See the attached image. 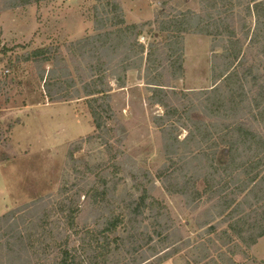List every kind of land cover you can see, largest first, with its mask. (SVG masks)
I'll return each instance as SVG.
<instances>
[{
  "label": "trees",
  "instance_id": "trees-1",
  "mask_svg": "<svg viewBox=\"0 0 264 264\" xmlns=\"http://www.w3.org/2000/svg\"><path fill=\"white\" fill-rule=\"evenodd\" d=\"M37 1L11 0L7 7L16 8ZM97 1L100 4L93 8L95 33L72 43L78 51V64L85 63L86 79L79 73V65L74 67V73L77 74L74 77L67 59L59 50L55 53L52 47L38 48L22 55V60L34 59L39 67L46 98L58 101L86 97L95 129L98 133L108 134L113 130V127L108 126V121L115 119L110 106V76L117 87H124L126 71L135 68L129 60L132 56H139L138 67L144 61L146 84L151 91L148 99L152 104L166 107V90H173V87L159 79L161 70L166 69L164 65L167 62L172 79L182 76L183 36L194 33L211 36L215 43L222 40L225 43L220 53L214 49L217 44L211 46L210 70L214 86L200 91V94L207 95L202 106L203 115L226 119L234 118L236 112L238 115L256 111L264 121V81L258 85L260 91L248 103L247 93L244 92L248 90L245 83H257L259 79V74H256L258 66H245V39L249 45H259L258 53L264 60V0H234L237 6L243 7L246 15L239 20L241 36L231 26L234 17L232 6L223 10L218 8V3L225 6V0H199L204 11L202 13L193 10L159 13L153 22L158 25L157 31L166 36V50H160L154 42L146 45L140 43L138 39L145 25L126 24L118 2ZM248 18L253 20V25H248ZM117 55L120 58L113 66L112 57ZM43 61L50 64L48 70L40 66ZM77 81L81 84L79 88ZM224 89L226 96L222 92ZM192 110L196 111L197 108L193 106L185 111L184 117L190 128L183 139H179L176 134L180 128L178 120L170 118L173 109L154 116L161 130L163 152L169 161L168 165H164L166 174L161 178L164 190L172 193L168 179L174 177L178 181V193L187 202L190 201V195L196 198L199 194L193 186L195 177L188 173V157L179 154V148L182 147L187 154L192 151L190 144L195 143V149L201 150L202 143L212 134L205 118L201 114L192 115ZM243 115L237 118V124L222 126L224 133L228 129L229 132L237 129V140H230L227 144L224 152L228 160L222 166L224 177H230L231 182L236 181V177L231 178L233 171L229 166L238 170L237 176L244 173L246 178L237 185L234 193L224 192L222 188L214 191L220 208L218 214L222 215L232 207L231 214L237 217L238 242H232V245L233 248L237 245L239 252L250 248L264 236V138L241 120ZM212 126L217 124L213 123ZM249 150L252 152V162L245 156ZM194 154L202 168L206 166L216 171L212 164L215 152L210 157L204 152L197 154L194 151ZM67 156L72 182H63L56 199L39 197L24 208L11 209L0 215V264H160L177 252V243L182 238L176 237L177 229L167 207L149 193L151 176L147 171L139 169L129 157L114 162V167L119 166L120 169L121 165L124 166L121 170L131 182L130 190L124 188L117 194L118 184L123 180L117 177L118 168L110 172L105 169V172L99 173L94 172L95 165L84 162L83 169H79L73 149L68 150ZM179 158L183 160L182 164L169 170L175 165L174 160ZM250 167L258 170L248 176L247 169ZM89 174H93V179L87 178ZM239 179L237 177V182ZM235 193L237 198H231ZM81 197L86 198L85 214L90 217L89 222L78 221L83 209ZM222 234L224 242L233 241L226 231Z\"/></svg>",
  "mask_w": 264,
  "mask_h": 264
},
{
  "label": "rangeland",
  "instance_id": "rangeland-1",
  "mask_svg": "<svg viewBox=\"0 0 264 264\" xmlns=\"http://www.w3.org/2000/svg\"><path fill=\"white\" fill-rule=\"evenodd\" d=\"M115 1L121 7L126 24L145 25L138 41L144 45L154 42L160 50H166V36L157 31L158 25L153 22L159 13L172 14L178 10L204 12L199 0ZM225 1V6L218 3V8L223 10L232 6L234 17L231 26L241 36L239 20L246 16L243 7L237 6L234 0ZM10 3L11 0H0V215L11 209L24 208L39 197L56 199L63 182H72L67 156L69 149L74 150L79 169H83L84 162L95 165L94 172L99 173L105 169L110 172L118 168L117 177L123 180L118 184L117 194L124 188L130 190L131 182L121 170L123 165L119 169V166L114 167L112 164L129 157L139 169L147 171L151 176L149 193L167 207L177 229L176 237L182 238L177 243V252L160 264H264V237L259 238L250 248L243 246L244 251H237V245L233 248L232 242H238L237 217L231 214L232 207L219 215L218 199L214 194L219 188L224 192L234 193L237 185L246 178L244 173L237 176L238 170L231 166L228 167L233 171L230 176L236 177V181L231 182L230 177H224L222 164L228 160L224 151L230 140H237V129L230 132L228 129L224 133L223 124H237V118L244 114L241 120L264 138V121L256 111L238 115L236 112L234 118L226 119L205 117V112L202 113L207 95L200 94V91L214 86L210 70L211 46L217 44L214 49L220 53L224 40L215 43L211 36L184 34V73L180 78L172 79L171 69H167L166 62V69L161 70L159 77L163 83L173 87V90H166V107L152 104L148 99L151 91L145 83L144 61L138 67L140 57L132 56L129 62L135 68L126 71L123 88L117 87L113 77L108 79L112 85L110 106L115 119L108 121V126L113 127V130L108 134H101L95 129L86 97L49 100L44 96L39 67L34 59H21L26 52L52 47L55 53L59 50L67 59L74 77L77 76L74 67L79 65V73L86 79L85 63L78 64V51L72 43L95 33L93 8L100 3L97 0H39L31 5L7 8ZM209 11L214 12L211 9ZM247 20L248 25H253L252 19ZM247 41L244 40L245 66H258L256 74H259V79L257 83L244 84L248 89L244 90L247 93L246 103L257 95L260 91L258 85L264 81V60L258 53L259 45H249ZM119 58V55L112 57L113 66ZM40 66L48 70L50 64L43 61ZM77 87H81L79 81ZM224 91L226 90L222 91L226 96ZM234 91L237 93V90ZM193 106L197 110L190 113L197 116L201 114L208 122V130L212 134L202 143L203 151L195 149V143L190 144L192 151L187 154L182 147L179 148V154L188 157V173L195 177L193 186L199 194L196 198L190 195V201L187 202L178 193V181L174 177L168 179L172 185V193L164 190L161 178L166 174L164 165H168L169 161L165 158L161 130L154 121V116L173 109L170 118L178 120L180 128L176 134L179 139H183L190 128L184 117L185 111ZM213 123L217 126H212ZM75 148L78 150L75 151ZM194 151L197 154L204 152L208 157L215 152L212 164L216 171L206 166L202 168ZM249 152L245 156L252 162V152ZM174 162L175 165L169 170L181 165L183 160L179 158ZM203 163L206 164L205 161ZM254 170L258 169L248 168V176ZM92 177L93 174L87 176L89 179H93ZM237 177L240 178L238 182ZM236 195L237 193L230 197L237 198ZM80 200L83 209L78 215V221L89 222L90 217L85 214L86 198L81 197ZM226 215L229 217H225ZM223 231L233 241L224 242ZM233 250L234 253L231 252Z\"/></svg>",
  "mask_w": 264,
  "mask_h": 264
},
{
  "label": "crops",
  "instance_id": "crops-1",
  "mask_svg": "<svg viewBox=\"0 0 264 264\" xmlns=\"http://www.w3.org/2000/svg\"><path fill=\"white\" fill-rule=\"evenodd\" d=\"M33 3H30V4H27V5H31ZM27 5H24V6H27ZM19 7H22V6H19ZM8 8V7H7ZM18 8V7H16ZM184 70H185V63L183 62V73H184ZM146 83V82H145ZM112 86V85H111ZM148 88H149V85L147 84ZM118 88H123V87H118ZM264 237V236H263Z\"/></svg>",
  "mask_w": 264,
  "mask_h": 264
}]
</instances>
